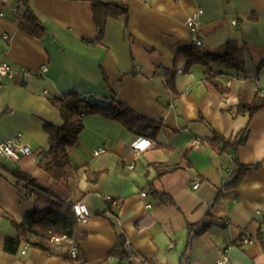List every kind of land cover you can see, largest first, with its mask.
<instances>
[{"label": "crops", "instance_id": "crops-1", "mask_svg": "<svg viewBox=\"0 0 264 264\" xmlns=\"http://www.w3.org/2000/svg\"><path fill=\"white\" fill-rule=\"evenodd\" d=\"M20 1L35 12L45 38L19 30ZM94 3L123 4L129 12L107 19L101 44H94ZM199 9L200 49L213 52L228 40L245 49L240 74L212 66L223 93L207 81L205 67L182 73L184 60L176 59L195 45L186 18ZM0 13V61L13 71L12 78H0V142L20 135L33 151L19 161L0 155V264H118L117 234L151 264H215L222 254L230 264H264V107L250 120L233 113L257 93L264 99V0H0ZM42 66L46 71L37 76ZM69 94L96 105H125L160 128L153 138L141 137L115 120L82 116L83 129L68 151L79 169L55 182L39 165L49 149L45 125L60 128L64 120L48 98ZM246 126L236 158L252 168L237 187L219 194L235 156L212 142L209 127L233 139ZM139 139L150 142L142 152L133 149ZM99 148L104 152L93 157ZM8 169L58 190L72 211L76 205L87 211L89 221L78 224L86 237L77 243L76 258L25 243L14 254L3 250L5 239L18 234L12 222L44 207L9 179ZM149 184L173 202L151 196ZM188 229L197 234L186 250ZM62 246L50 245L55 253Z\"/></svg>", "mask_w": 264, "mask_h": 264}, {"label": "trees", "instance_id": "trees-1", "mask_svg": "<svg viewBox=\"0 0 264 264\" xmlns=\"http://www.w3.org/2000/svg\"><path fill=\"white\" fill-rule=\"evenodd\" d=\"M19 6L21 11H17L15 14V18L18 20L19 30L35 39L45 38L47 31L35 15V12L29 7L26 1H20ZM128 13V8L123 4L94 3L93 23L97 30V37L94 44H101L108 18L116 20L122 16L127 18ZM178 58L184 60V65L181 69L182 73H189L190 69L195 65L205 67L207 81L221 93L226 92L227 89L215 82L212 75V66H222L229 72H232V74L238 75L244 71L246 63L244 46L237 44L233 40L226 41L213 52L203 51L193 45L190 48L179 51L176 59L178 60ZM260 69H264V63L260 66ZM172 80L173 76L168 81L169 88L171 89H173ZM257 94L251 103H239L233 112L234 116H243L250 120L257 111L262 109L264 107V99L257 98ZM48 101L53 107L59 110L60 116L64 120L60 128L49 124L45 125L44 130L48 135L49 149L47 152L41 153L42 156L41 160H39V165L55 182L65 180L68 169L73 171L79 169L71 165L68 151L75 145L83 129L82 116L96 114L115 120L123 125L127 131L141 137L153 138L160 128L159 123L147 121L135 114L130 108L121 104L116 105L110 103L107 105H96L78 94L49 97ZM209 130L212 135V142L220 146L223 151L230 150L235 156L232 162L231 172L225 179L224 184L219 188L220 194L224 189L237 187L243 181L246 173L252 168L251 166L241 164L236 158L237 149L245 143L248 129L247 126L244 127L233 139L224 137L212 127H209ZM7 176L17 186L26 189L27 194L36 196L39 202H43L44 207L36 205L31 211L26 213L22 223L16 224L12 222L18 234L15 238L7 237L5 239L3 250L6 253L14 254L20 243H25L48 255H59L68 259V245L65 243L62 244L64 249L55 253L51 250L49 240L52 237L65 236L74 243L77 249L78 241L86 237L85 231L83 232L78 228L72 206L69 203L59 201L47 188L41 187L28 174L22 173L17 169H8ZM147 192L154 198L159 199L163 204L173 202L167 195L157 192L151 184L147 185ZM205 229L206 226L198 233L203 232ZM188 230L186 250L190 248V241L197 234H193L191 229ZM259 239L264 243V233H260ZM117 241L118 243L114 248V253L118 258V264H143V262L139 261L138 256L130 248L122 234H117Z\"/></svg>", "mask_w": 264, "mask_h": 264}, {"label": "built area", "instance_id": "built-area-1", "mask_svg": "<svg viewBox=\"0 0 264 264\" xmlns=\"http://www.w3.org/2000/svg\"><path fill=\"white\" fill-rule=\"evenodd\" d=\"M12 12L16 13V10L14 9ZM201 10H197L194 13L190 14L186 18V26L188 27L192 40L197 47H202L201 41H199L197 37V31L201 24L200 15ZM0 17H2V14L0 13ZM46 71V67H41L40 72L37 76L43 74ZM13 77V71L10 67V64L7 61H0V78H12ZM150 145V142L146 139H139L137 143L133 146V149L137 152H142L146 150ZM104 152L103 149L99 148L92 152V156H98ZM0 155L11 159L13 161H19L23 157H27L30 155H33V151L21 140L20 135L12 136V138L6 139L4 141L0 142ZM197 187V183L193 184V188L195 189ZM142 197H145L146 194L142 193ZM107 201H109L112 205L116 204V201L112 200V198L107 197ZM146 208H149L150 206L147 204L145 205ZM73 215H75L76 221L78 224H86L89 221V214L83 207L81 206H74L73 207ZM244 242H248L246 238L243 239ZM67 244L69 248V254L71 258H76L75 255H77L76 247L74 243L70 240H68L65 236L61 237H52L49 240V244L53 246H60L62 244ZM139 261L143 262V264H151L149 261L145 259H139ZM188 264V263H185ZM215 264H230V261L228 257L225 254H222L215 262Z\"/></svg>", "mask_w": 264, "mask_h": 264}, {"label": "rangeland", "instance_id": "rangeland-1", "mask_svg": "<svg viewBox=\"0 0 264 264\" xmlns=\"http://www.w3.org/2000/svg\"><path fill=\"white\" fill-rule=\"evenodd\" d=\"M52 194H54V195L57 197V199H58L59 201H63V200H64V197H62V196L60 195L61 193H59L58 190H57L56 192L53 191Z\"/></svg>", "mask_w": 264, "mask_h": 264}]
</instances>
